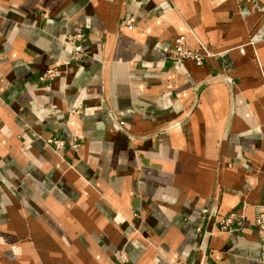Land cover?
Listing matches in <instances>:
<instances>
[{"label": "crops", "instance_id": "1", "mask_svg": "<svg viewBox=\"0 0 264 264\" xmlns=\"http://www.w3.org/2000/svg\"><path fill=\"white\" fill-rule=\"evenodd\" d=\"M262 206L264 0H0V264H264Z\"/></svg>", "mask_w": 264, "mask_h": 264}, {"label": "built area", "instance_id": "2", "mask_svg": "<svg viewBox=\"0 0 264 264\" xmlns=\"http://www.w3.org/2000/svg\"><path fill=\"white\" fill-rule=\"evenodd\" d=\"M81 35H75V36H68L66 39L67 40H71L75 37L79 38ZM83 54V50L82 47L80 45H77L74 47L73 49V53L71 58L76 59L79 56H81ZM171 60L177 64H182L184 63L186 60H193L195 62H200L201 60V55L189 51L185 48L184 46V36H178L175 40L174 43V48L172 50L171 53ZM61 73V71L55 67L53 68H49L47 70H45V72L42 74L41 79H52L53 77L59 75ZM78 138H72V140L70 142H67V140L61 138V137H56V136H52L49 138H46L45 142L49 145L52 146V148L56 151V152H60L61 150H63L65 148V146L67 145V143H69V146L72 149H76L78 147ZM236 217H239L238 215L234 214V213H230L228 214V216H226L222 222H221V228L224 230L229 231L230 228V224L232 223L233 220H235ZM255 225L256 228L258 230V233L260 235V237L264 240V206H262L259 211L257 212L256 216H255Z\"/></svg>", "mask_w": 264, "mask_h": 264}]
</instances>
